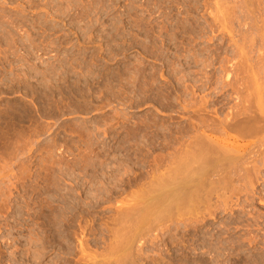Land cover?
Here are the masks:
<instances>
[{
	"label": "rangeland",
	"instance_id": "obj_1",
	"mask_svg": "<svg viewBox=\"0 0 264 264\" xmlns=\"http://www.w3.org/2000/svg\"><path fill=\"white\" fill-rule=\"evenodd\" d=\"M218 1L220 4H217ZM225 1L0 0V126L4 128L3 131L0 130L7 133L0 135V264H197V262L198 264H264V167L257 175L259 178L254 177V187L246 184L243 179L235 182L236 186L240 187L244 184L243 186L246 187L241 186L240 191H237V194L229 199L230 202L226 203L227 206L213 197L212 208L208 211L204 208V211L190 210L193 218L190 214H184L189 211H184L182 219L186 221L185 218L188 217L189 222H184L181 217L172 214L171 217L167 216L168 219L165 218L166 222L169 221L167 224L164 221L163 225H154L153 229H147L148 225H153L149 222L154 219L152 216L154 217L156 210L158 212L161 208H158V204L153 208L155 206L153 202L157 199L150 201L151 208H148L156 210L147 214L149 209L147 210L146 207L150 202L148 199L144 201L142 199L145 193L141 187L145 186V192L153 191L154 189H148V186L152 187L149 183H153V180L158 181V189H161V178L158 176L162 177L163 173H159H166L170 168L168 156L173 155L172 152H175L174 147L178 146V141L186 142L191 136L189 133L187 135V129L195 120H192L196 110L193 108L198 102L210 100L211 103L207 102L210 110L212 109L209 111L208 105L207 110L211 112L209 117L214 116L212 111H219V118L222 119L223 115L224 119L230 107L241 103L235 96L229 95V88L225 86L229 82L227 76L239 72L238 68L245 63L246 67H249L241 66L242 69L254 73L257 78L264 77L262 66L264 63L261 66L259 64L258 68L260 63L258 61L262 63V59L264 60V58L260 60L261 56H264L262 54L264 38L260 39L263 40L261 42L259 36H255L258 32H261L260 38L264 36L262 34L264 24L263 27L259 26L261 21L258 20L259 17L260 20L264 17H261L264 10H258L261 12L258 17L254 14L258 12L254 11L253 17H256V22L258 20L259 23L253 21V26L251 20L245 21L246 23L243 21L242 26L238 19L235 20L236 17L245 14V8H247L245 12L247 10L251 12L255 8L262 9L260 5L264 6V0L261 2L263 4L259 3L260 0L258 2L254 0L255 3L244 6V11L240 6L243 1ZM235 2L236 4H233ZM237 6L238 11L235 10ZM228 9L232 11L227 12ZM233 10L236 11L234 16ZM220 13L223 14L220 17L230 16L228 19L223 17L218 20ZM242 15L241 17L247 16ZM215 16H218V19ZM231 16L234 19H230ZM212 19L218 20L214 22L215 26H220L216 22L223 24V21V25L231 26L229 21L234 20L230 35L227 25L226 29L222 27L223 25L218 27L227 31L214 30L216 27L210 26ZM223 19L229 20V23ZM243 23L246 25L244 26ZM254 26L255 28L259 26L262 30L259 28L253 30ZM206 27L210 28L207 30ZM247 27L251 29L248 30ZM252 30L253 32L256 30L255 34ZM153 43H156L155 46L158 45L157 49ZM237 45L243 49L240 46L237 48ZM154 49L157 51V56L152 54ZM257 51L262 52L257 53ZM159 52H162V55ZM244 55L247 58L249 55L252 56L255 63L252 57L246 61ZM256 55L260 56H257L259 60L256 59ZM251 58L253 61L249 62ZM248 62L251 64L249 65ZM235 64L238 65L236 68L238 70L234 72ZM256 64L258 71L255 69ZM241 67V72L236 73L237 76L240 75L239 78L245 74ZM141 72H146V75ZM140 74L146 77L142 78ZM224 77L226 84L221 81ZM129 78L136 82H131ZM144 85L149 88H145ZM194 85L196 89L192 88L193 94H191L189 88ZM140 90L143 91V95ZM124 92L126 95L122 94ZM194 93H198V96ZM137 94H140L139 97ZM218 99H222L221 102ZM188 115L191 118H188ZM152 116L157 118L154 119L155 117ZM17 117L19 121L15 123ZM144 118L145 121L141 122L140 120ZM146 119L151 123L155 122L156 126L151 123L146 124ZM150 124L154 125L150 127L153 130L149 128ZM182 128L185 129L184 132ZM169 130L174 131L175 136L172 131L169 133ZM135 131H140L139 135ZM221 132L223 135L222 130L217 133L221 134ZM9 133L16 136L7 139ZM4 135H7L6 138ZM179 136L181 139H178ZM211 136L221 137L213 133ZM127 137L130 138L129 141ZM12 146L17 148L14 149ZM255 150L261 151L263 157L257 155L259 153L256 156L260 157L257 161L262 162L264 148L258 146ZM163 156L165 157L162 160ZM158 158L161 161L157 160ZM166 159L168 162L165 161ZM250 161L251 159L248 160ZM156 168L159 173L156 172ZM154 169L156 174L153 172ZM152 173L155 174V177L152 175L154 178L151 176ZM150 180L152 181L149 182ZM242 180L245 183H242ZM154 185L155 187L152 188H156V183ZM158 189H155V194L159 193L160 189ZM139 190L142 197L138 196V201L141 200L139 203L142 205L138 204L140 207L138 210H142L143 216H140L142 214L137 208L134 214L137 213L136 218L140 216L137 222L142 223L143 220V225L129 221L130 217L135 219L133 212L129 211L130 208L135 209L134 205L138 207L135 196L136 193L139 194ZM158 193L157 197H159ZM155 194L153 196H156ZM146 195L148 196L147 193L145 197ZM151 197H148L149 200ZM143 208L147 211L145 209L143 211ZM118 210L119 214L116 213ZM145 214L151 215L150 218L148 216L149 219H146ZM126 215H132L129 216V220L127 219L130 223L126 222ZM180 219L183 223L182 221L179 223ZM120 220H123V223ZM145 220L148 221V225H145ZM197 221L201 222L200 225ZM185 223L187 224L184 225ZM128 224L132 226L126 227ZM65 225L67 226L64 227ZM116 237L122 242L120 247ZM123 241L131 244L127 245L126 242L124 244ZM112 243L118 246L113 249Z\"/></svg>",
	"mask_w": 264,
	"mask_h": 264
},
{
	"label": "bare ground",
	"instance_id": "obj_2",
	"mask_svg": "<svg viewBox=\"0 0 264 264\" xmlns=\"http://www.w3.org/2000/svg\"><path fill=\"white\" fill-rule=\"evenodd\" d=\"M217 1V0H216ZM224 2H226L225 0H223ZM228 1H231V0H227V2ZM238 1H243L242 3L241 2H238ZM237 2L240 4V6L242 7V9L243 8H245V7H247L249 4H251V3H255V2H258V0L256 1L255 0V2H254V0H247V1H245L244 2V0H238ZM234 2V1H233ZM262 2V0H260L259 1V3L260 4H263V3H261ZM207 3V2H206ZM217 4H220L219 3V1L217 2ZM233 4H236V2L235 3H233ZM239 4H237V5H239ZM206 5V4H205ZM214 6H215V4H214ZM213 6V7H214ZM218 6V5H217ZM228 6V5H227ZM239 6V10L241 11V7ZM245 6V7H244ZM261 7H263L262 9H257V8H255L254 10H250L251 12H249L248 10H247V12H245L246 11V9L247 8H245V11H244V9H243V11H244V13L245 14H243V15H247V16H243L241 13V15L243 16V17H241V15L239 16V17H236V19L235 20H237L238 22H239V24H241V26H242V22L244 21V23H246L245 21H247V20H251L252 21V23H253V21H255V23L256 24H258L259 23V21H261L260 23V25L259 26H261V27H263L262 25L264 24V22H262V19H264V14H260L261 15V17H263L261 20H260V17H259V21L257 20V22H256V17H258V16H260L259 15V12L261 11V10H264V6H262V5H260ZM229 7H230V5H229ZM253 7V6H252ZM216 8V7H215ZM234 8H235V6H234ZM237 9H235V10H237L238 11V6L236 7ZM221 9V8H220ZM251 9H253V8H251ZM257 9V10H256ZM218 10V9H217ZM229 10H231L232 11V9H228L227 10V12H230ZM258 10H260V11H258ZM221 11V10H220ZM254 11H256V12H258V13H254ZM206 12V11H205ZM223 12V11H222ZM225 13V14H228V13ZM234 12H236V11H234L233 10V16H234ZM247 13V14H246ZM256 15V17H253V15L254 14ZM261 13V12H260ZM219 14V13H218ZM217 14V15H218ZM229 14H232V13H229ZM258 14V15H257ZM216 15V14H215ZM221 15H223L222 13H220V15H219V19L218 20H220V18L222 19L223 17L224 18H226L227 17V19L229 18V16L228 15H224L223 17H220ZM235 16H236V14H235ZM252 16V17H251ZM202 17V16H201ZM214 17V18H215ZM213 18V19H214ZM234 19V17H230V19ZM210 19V18H209ZM212 19V20H213ZM227 19H223V20H226L227 21ZM193 20V19H192ZM210 21V22H212V23H210V24H208V26L210 25V26H214V27H216V28H214V30L215 29H218V27H220V26H222L223 24H224V21H223V24L221 23V22H216L217 24H220V26H215L216 24H214V22L215 21H218V20H213V21ZM222 21V20H221ZM226 21H225V23H226ZM229 21V20H228ZM227 21V23H229V22H231V26L229 25V24H225V25H223L222 27H224L225 29L227 28V30L229 29V35H230V31L232 32V23H233V21H229L228 22ZM264 21V20H263ZM192 22V21H191ZM206 22V21H205ZM208 23V22H207ZM243 23V24H244ZM248 23H251V22H249L248 21ZM251 23V24H252ZM183 24H184V22H183ZM238 24V23H237ZM238 24V25H239ZM255 24V25H256ZM227 25V27H225ZM246 24H244V26H245ZM248 25H250V24H248ZM247 25V26H248ZM254 25V23L252 24V26ZM207 26V27H208ZM240 26V25H239ZM259 26H256L257 28H255V26L254 27H252L253 28V30L254 29H256V30H258V28H259ZM206 27V28H207ZM261 27L259 28V30H262L261 29ZM203 28H204V25H203ZM210 28V27H209ZM209 28H207V30L209 29ZM212 29H213V27H211ZM248 28V27H247ZM221 31L223 30H225V29H221V28H219ZM218 29V30H219ZM231 29V30H230ZM251 29V27L250 28H248V30H250ZM176 30H178V29H176ZM195 30V29H194ZM227 30H225V31H227ZM253 30H252V32H253ZM256 30L254 31V32H256ZM179 31V30H178ZM196 31V30H195ZM220 31V32H221ZM184 32V31H183ZM205 32H206V30H205ZM253 32V33H254ZM258 32V31H257ZM197 33V32H196ZM244 33V32H243ZM260 33V34H259ZM119 34H120V32H119ZM167 34V33H166ZM222 34V33H221ZM239 34V33H238ZM255 34V33H254ZM259 34V35H258ZM258 34L256 33L255 34V36L257 35V36H259V40L260 39H262V38H264V36L262 35V37L260 38V35H261V32H258ZM262 34H264V33H262ZM222 35H224V34H222ZM236 35V34H235ZM246 35V34H245ZM225 36H226V34H225ZM241 36V35H240ZM242 37H244V35L242 36ZM123 38V37H122ZM136 38V37H135ZM164 38V37H163ZM222 38H224V37H222ZM245 38H246V36H245ZM248 38V37H247ZM254 38V37H253ZM256 38V37H255ZM176 39V38H175ZM158 40V39H157ZM157 40L155 41V42H157ZM247 40V39H246ZM151 41V40H150ZM152 41H153V39H152ZM182 41V40H181ZM245 41V40H244ZM248 41H249V39H248ZM256 41H258V40H256ZM261 42L263 41V40H260ZM149 42V41H148ZM152 43V42H151ZM159 43V42H158ZM181 43V42H180ZM154 44H156V43H153V45ZM237 44V43H236ZM235 44V45H236ZM246 44V43H245ZM264 44V41L262 42V45ZM146 45V44H145ZM151 45V44H150ZM163 45V44H162ZM162 45H161V47H162ZM155 46V45H154ZM158 46V45H157ZM157 46H155V48L157 47ZM238 46H240V45H237V48H239ZM147 47V46H146ZM145 47V48H146ZM152 47V46H151ZM241 47V46H240ZM262 47H264V45L262 46ZM154 48V47H153ZM152 48V49H153ZM165 48V47H164ZM183 48V47H182ZM208 48V47H207ZM242 48V47H241ZM245 48H246V46H245ZM149 49V48H148ZM157 49V48H156ZM156 49H154V52L152 53V54H156V56H157V51H155ZM204 49V48H203ZM243 49V48H242ZM262 49V48H261ZM158 50H160L159 48H158ZM201 51H202V49H200ZM205 50V49H204ZM208 50H209V48H208ZM259 50V49H258ZM142 51H144V50H142ZM161 51V50H160ZM164 51H166V49L164 50ZM207 51V50H206ZM263 51V50H262ZM261 51V52H262ZM149 52V51H148ZM226 52V51H225ZM260 51H257V53H259ZM260 52V53H261ZM160 53V52H159ZM162 53V52H161ZM160 53V54H161ZM198 53V52H197ZM118 54V53H117ZM169 54V53H168ZM201 54H202V52H201ZM263 55H264V52L262 53ZM78 55V54H77ZM162 55V54H161ZM196 55V54H195ZM234 55V54H233ZM235 55H236V53H235ZM235 55L233 56V57H235ZM242 55V53H240V56ZM245 55H247V54H245ZM245 55H244V57H245ZM251 55V54H250ZM249 55V57L248 58H250V57H252V56H250ZM260 55V54H259ZM259 55H256L255 57H256V59L258 58V57H260ZM165 56V55H164ZM237 57H239L238 55H236ZM248 56V55H247ZM258 56V57H257ZM158 57H159V55H158ZM236 57V58H237ZM248 58L247 57H245L244 59L247 61L248 60ZM253 58V57H252ZM252 58L251 59H249L250 61L249 62H251V60H252ZM262 58H264V56L262 57L261 56V58H260V60L262 59ZM196 59V61L198 60V57L197 58H195ZM194 59V60H195ZM223 59V58H222ZM227 59H229V58H227ZM254 59V58H253ZM207 60V59H206ZM223 60H225V58L223 59ZM223 60H222V63H223ZM234 60H236L235 58H234ZM233 60V61H234ZM237 60H238V58H237ZM257 60H259V58L257 59ZM212 61V60H211ZM238 61H241V59L240 60H238ZM253 61V60H252ZM94 62V61H93ZM143 62V61H142ZM191 62V61H190ZM195 62V61H194ZM205 62H207V61H205ZM242 63H243V61H241ZM248 62V63H249ZM258 62H260V63H258ZM258 62H256V63H258V68H259V64H260V66H261V64H263L264 63V60L262 59V63H261V61H258ZM1 63V62H0ZM24 63V62H23ZM192 63V62H191ZM208 63V62H207ZM237 63V62H236ZM254 63H255V59H254ZM132 64V63H131ZM194 64V63H193ZM195 64H196V62H195ZM197 64H199V63H197ZM234 64V63H233ZM237 64H239V62L237 63ZM251 63H249V65H250ZM253 64V63H252ZM133 65V64H132ZM143 65V64H142ZM236 65V64H235ZM241 64H239V66H240ZM254 65V64H253ZM253 65H251V66H253ZM135 66V65H134ZM133 66V67H134ZM138 67H139V65H137ZM171 66V65H170ZM241 66H243V64L241 65ZM240 66V67H241ZM263 66V68H264V64L262 65ZM70 67V66H69ZM72 67V66H71ZM145 67V66H144ZM172 67H174V66H172ZM226 67V66H225ZM240 67L238 68V65H236L233 69V71L235 72V70H238L239 69V72H235V74H233L232 75V73L230 74V75H232L231 77H230V75H228V73H227V79L229 80V82L227 83V85H225L226 83H225V77L224 78H222V79H224V80H221V81H224V83L225 84H223V85H225L226 87H228L229 88V91L228 92H230L229 93V95L231 94V97L232 96H235V98L237 99V100H239V101H241V103L239 102L238 103V105H236V106H233V107H230L231 109H229L230 111H229V113L227 114V115H225V118L223 119V115H222V119H220L219 118V111H216V112H213L212 111V115L214 114V116L212 117H209L211 114V112H209V111H211L210 110V105H209V103H208V105H209V111L207 110V107H208V105H207V102H210V100L209 101H203V100H201V102L202 103H199L198 102V105L196 106V107H194L193 108V104H191L192 105V108L193 109H196L195 110V115H196V118H194L195 117V115H194V117H192V120H194V122H191V121H188V122H191V124H189V123H187V121H186V123L187 124H189L190 125V127H189V129H187L188 130V132L187 131H185V132H187V135H191L189 138H188V141H184V142H181V140H179L178 141V139L180 138V136L178 137V139L176 140V141H178V143L177 142H174V143H177V145L178 146H176V147H174V153L172 152V156H168V154H167V156H168V159H169V157H170V160H168L169 161V169H167V166H165L166 167V169H167V172L165 173V172H161V173H159L158 171H157V168H156V172H158L159 174H162L163 173V175H162V177H161V175H159L158 177H160L161 179V189L159 190L158 189V187H159V184H157L158 183V181H155L154 182V180H153V183L151 182L152 180H150L149 182H151V183H149V184H151L152 185V187L154 186L155 187V183H156V188H152V187H149L148 186V189L149 188H151V189H154L153 191L152 190H149V191H147V192H145L146 190V188H144V187H141V188H143V193H147L148 194V196L146 195V197H145V194H144V198H142L143 199V201H144V199H148V201L150 202H152L153 200L155 201L156 199V201L155 202H153L154 204H155V206H153V208H155L156 207V205L158 204V208H161L160 210H161V212H160V210L157 212V210L156 209H154L153 210V208H152V210H150L148 207H150L149 205H151V202H150V204H147L148 206L146 207L147 208V210H148V212L149 213H147V212H144V213H147V214H151V212L152 211H154L155 212V210H156V214H157V216H156V214H155V216L153 217L152 216V218H154V219H152L151 221H149V222H152V224L153 225H148L147 224V222H146V220H145V225L147 224L148 225V227H147V229H153L154 227V225H159L160 226V224L161 225H163V222L165 221L166 222V220H165V218L166 219H168V217L167 216H172V214L174 215V214H176V215H174V216H177V217H181V219L184 217V214L185 215H188V214H190V212L192 213V211L193 210H203L204 211V209H206L207 211L208 210H210L211 208H212V205H213V203L211 204V201H212V199H213V197H216L217 198V201L218 200H220L221 202H222V204L224 203L226 206H227V202H230V198H232V196L234 195H236L237 193V191H240V187L241 186H243V185H241L240 187L239 186H236L235 184V182H237V181H240L241 179H243V180H245V182H246V184H249L250 186L252 185L253 187H254V185H253V179H254V177H256L255 179H257V178H259V176L257 177V175L258 174H260V172H261V169H263V167H264V160L262 161V162H259V161H257L258 159H260V157L258 158L257 156H256V154L257 153H259V154H257V155H261L260 154V150L257 152L255 149L257 148L258 149V146H259V148H264V77L263 78H257L256 77V75L254 74V73H248L247 71L248 70H246L245 68H248V67H246V65H245V63H244V66L243 67H245V68H243L242 69V67H241V69L243 70V73H245L244 74V76H241L240 78H239V76L240 75H236V73H240L241 71H240ZM136 68V67H135ZM141 68V67H140ZM198 68V67H197ZM224 68V67H223ZM236 68H238V69H236ZM257 68V64H256V66H255V69ZM257 68V69H258ZM261 69H263L262 67H260ZM131 69H132V67H131ZM138 69V68H137ZM142 69H144V68H142ZM146 69V68H145ZM149 69V68H148ZM229 69V68H228ZM232 69V68H231ZM256 69V70H257ZM53 70V69H52ZM104 70V69H103ZM138 70H140V71H142L141 69H138ZM153 70V69H152ZM155 70H157V69H155ZM223 70H225V69H223ZM222 70V71H223ZM246 70V71H245ZM252 70H254V69H252ZM126 71H130V70H126ZM132 71V70H131ZM134 71V70H133ZM132 71V72H133ZM137 71V70H136ZM145 71V70H144ZM147 71V70H146ZM229 71H231V70H229ZM233 71H231V72H233ZM258 71V70H257ZM82 72V71H81ZM139 72V71H138ZM137 72V73H138ZM152 72V71H151ZM155 72H157V71H155ZM183 72V71H182ZM227 72V71H226ZM225 71H224V73H226ZM255 72V71H254ZM79 73V72H78ZM83 73V72H82ZM94 73V72H93ZM129 73V72H128ZM142 73V72H141ZM146 73V72H145ZM145 73H142V74H144V75H146ZM170 73V72H169ZM172 73V72H171ZM223 73V72H222ZM257 73V72H256ZM23 74V73H22ZM96 74V73H95ZM139 74V73H138ZM148 74V73H147ZM213 74V73H212ZM258 74H260V73H258ZM264 74V73H263ZM263 74H261V75H263ZM133 75V74H132ZM149 75V74H148ZM147 75V77H149ZM152 76H154V74L152 75ZM222 76V75H221ZM225 76V75H224ZM260 76V75H259ZM83 77V76H82ZM140 77H142V75L140 74ZM144 77H146V76H143L142 78H144ZM89 78V77H88ZM131 78V77H130ZM129 78V79H130ZM134 78V77H133ZM156 78V77H155ZM154 78V79H155ZM209 78V77H208ZM207 78V79H208ZM214 78V77H213ZM132 79V78H131ZM130 79V80H131ZM151 79H152V77H151ZM215 79V78H214ZM60 80V79H59ZM81 80V79H80ZM211 80V79H210ZM56 81V80H55ZM65 81V80H64ZM170 82H171V80H169ZM178 81V80H177ZM205 81H206V79H205ZM131 82H136V81H132L131 80ZM152 82H154V81H152ZM156 82V81H155ZM158 82V81H157ZM211 82V81H210ZM212 82H213V80H212ZM12 83V82H11ZM61 83V82H60ZM160 83V82H159ZM173 83V82H172ZM172 83H169V84H171L172 85ZM174 83H175V81H174ZM204 83V82H203ZM203 83H201V84H203ZM218 83V82H217ZM30 84V83H29ZM104 84V83H103ZM169 84H166V85H169ZM204 84H206V83H204ZM203 84V85H204ZM16 85V84H15ZM32 85V84H31ZM57 85V84H56ZM67 85V84H66ZM132 85V84H131ZM134 85V84H133ZM141 85V84H140ZM165 85V84H164ZM199 85V84H198ZM197 85V86H198ZM203 85H201V86H203ZM209 85H210V83H209ZM223 85H221V86H223ZM68 86V85H67ZM77 86V85H76ZM89 86V85H88ZM92 86V85H91ZM136 86V85H135ZM146 85H144V87H145ZM173 86V85H172ZM200 86V85H199ZM35 87V86H34ZM75 87V86H74ZM132 87V86H131ZM139 87H142V88H144L143 86H139ZM163 87V86H162ZM165 87V86H164ZM173 87H175V86H173ZM206 87V86H205ZM211 87V86H210ZM209 87V88H210ZM39 88V87H38ZM145 88H149V87H145ZM195 88V85L193 86V87H191V88H189V91H191V94H193V92H192V90ZM204 88V87H203ZM209 88H208V90H209ZM12 89V88H11ZM133 89V88H132ZM137 89H139V88H137ZM169 89V88H168ZM191 89V90H190ZM196 89V88H195ZM202 89V88H201ZM200 89V90H201ZM206 89V88H205ZM77 90V89H76ZM111 90H113L112 89V87H111ZM136 90V89H135ZM134 90V91H135ZM141 90H146V89H141ZM140 90V92H142V95H143V91H141ZM149 90V89H148ZM150 90H152V88H150ZM153 90H155V88H153ZM165 90H166V88H165ZM175 90H176V88H175ZM198 90V89H197ZM226 90H228L227 88H226ZM225 90V91H226ZM29 91V90H28ZM64 91V90H63ZM72 91V90H71ZM130 91H131V89H130ZM133 91V92H134ZM138 91V90H137ZM170 91H172L171 89H170ZM174 91V90H173ZM188 90H186V92H187ZM195 91V90H194ZM224 91V92H225ZM113 92V91H112ZM146 92V91H145ZM150 92V91H149ZM185 92V93H186ZM198 92H199V90H198ZM221 92H223L222 91V89H221ZM30 93V92H29ZM115 93V92H114ZM113 93V94H114ZM136 93V92H135ZM138 93V92H137ZM154 93V92H153ZM167 93V92H166ZM171 93V92H170ZM173 93V92H172ZM208 93V92H207ZM245 93H246V95H245ZM54 94V93H53ZM65 94V93H64ZM71 94V93H70ZM78 94V93H77ZM91 94V93H90ZM115 94H118V93H115ZM122 94H125L126 95V92H124V93H122ZM134 94V93H133ZM144 94H146V93H144ZM159 94V93H158ZM157 94V95H158ZM188 94V93H187ZM191 94H190V97H191ZM194 94H197V96H198V93H194ZM226 94V93H225ZM74 95V94H73ZM130 95V94H129ZM138 95V94H137ZM140 95V94H139ZM139 95H138V97H139ZM163 95V94H162ZM167 95V94H166ZM169 95V94H168ZM186 95V94H185ZM201 95V94H200ZM218 95H221V94H218ZM227 95V94H226ZM51 96V95H50ZM70 96V95H69ZM82 96V95H81ZM91 96V95H90ZM117 96V95H116ZM118 96H120V95H118ZM147 96V95H146ZM145 96V97H146ZM151 97H153V95H150ZM156 96V95H155ZM159 96V95H158ZM174 96V95H173ZM115 97V96H114ZM124 97V96H123ZM132 97V96H131ZM161 97V96H160ZM162 97H164V96H162ZM179 97V96H178ZM201 97V96H200ZM218 97V96H217ZM75 98V97H74ZM117 98V97H116ZM133 98V97H132ZM147 98V97H146ZM156 98V97H155ZM157 98H159V97H157ZM171 98V97H170ZM176 98H177V96H176ZM193 98H194V96H193ZM201 98H203V97H201ZM200 98V99H201ZM210 98V97H209ZM208 98V99H209ZM220 98V97H219ZM51 99V98H50ZM64 99H65V97H64ZM119 99V98H118ZM120 99H121V97H120ZM124 99V98H123ZM134 99V98H133ZM140 99V98H139ZM141 99H143V98H141ZM151 99V98H150ZM164 99V98H163ZM168 99H169V97H168ZM225 99H227V98H225ZM67 100V99H66ZM117 100V99H116ZM132 100V99H131ZM144 100V99H143ZM142 100V101H143ZM152 100V99H151ZM157 100V99H156ZM161 100H162V98H161ZM165 101H166V99H164ZM191 100V99H190ZM219 100V99H218ZM222 100V99H221ZM221 100H219L220 102H221ZM231 100V99H230ZM69 101V100H68ZM72 101V100H71ZM124 101V100H123ZM126 101V100H125ZM150 101V100H149ZM153 101H155L154 100V98H153ZM171 102H172V100H170ZM177 101H179V100H177ZM185 101L187 102V100L185 99ZM192 101V100H191ZM198 101H200V100H198ZM211 101L213 102V100L211 99ZM80 102V101H79ZM119 102H120V100H119ZM134 102V101H133ZM139 102H140V100H139ZM147 102V101H146ZM151 102V101H150ZM158 102V101H157ZM181 102V101H180ZM193 103H194V101H192ZM57 103V102H56ZM68 103V102H67ZM122 103V102H121ZM156 103V102H155ZM162 103V102H161ZM161 103H160V106H161ZM179 103V102H178ZM182 103H184V102H182ZM211 103V102H210ZM163 104V103H162ZM167 104V103H166ZM181 104V103H180ZM214 104V103H213ZM241 106H240V105ZM53 105V104H52ZM58 105V104H57ZM60 105V104H59ZM58 105V106H59ZM63 105V104H62ZM81 105V104H80ZM107 105V104H106ZM182 105V104H181ZM185 105V104H184ZM216 105V104H215ZM224 105H227V104H224ZM223 105V106H224ZM88 106V105H87ZM133 106V105H132ZM166 106V105H165ZM214 106V105H213ZM217 106V105H216ZM49 107H51V106H49ZM84 107V106H83ZM89 107V106H88ZM99 107V106H98ZM173 107H175V106H173ZM183 107V106H182ZM229 107V106H228ZM54 108V107H53ZM112 108V107H111ZM185 108V107H184ZM183 108V109H184ZM215 108V107H214ZM26 109V108H25ZM68 109V108H67ZM95 109V108H94ZM174 109V108H173ZM222 109V108H221ZM220 109V110H221ZM226 109V108H225ZM58 110V109H57ZM64 110V109H63ZM175 110V109H174ZM224 110V109H223ZM31 111V110H30ZM47 111V110H46ZM54 111V110H53ZM70 111V110H69ZM182 111V110H181ZM225 111V110H224ZM6 112V111H5ZM174 112V111H173ZM177 112V111H176ZM184 112V111H183ZM59 113V112H58ZM187 113V112H186ZM186 113H184V114H186ZM221 113V112H220ZM12 114H14V113H12ZM17 114V113H16ZM33 114V113H32ZM50 114V113H49ZM56 114V113H55ZM60 114V113H59ZM68 114V113H67ZM183 114V113H182ZM190 114V113H189ZM192 114H194V113H192ZM224 114V113H223ZM6 115H7V113H6ZM9 115V114H8ZM11 115V114H10ZM28 115V114H27ZM155 115H157V114H155ZM61 116V115H60ZM121 116V115H120ZM13 117V116H12ZM19 117V116H18ZM18 117H17V119L15 120V123H16V121L18 120ZM31 117V116H30ZM50 117V116H49ZM58 117V116H57ZM155 117V116H154ZM153 116H152V118H154ZM15 118V117H14ZM151 118V117H150ZM157 117H155L154 119H156ZM188 118H191V116L190 115H188ZM9 119H11L12 120V118H9ZM169 119H170V117H169ZM33 120V119H32ZM147 120V119H146ZM171 120H174V119H171ZM170 120V121H171ZM19 121V120H18ZM17 121V122H18ZM137 121H138V119H137ZM141 122H143V121H145V118H144V120H140ZM150 120L148 119L147 120V123L146 122H144V123H146V124H149V123H151V122H149ZM152 121V120H151ZM157 121V120H156ZM161 121V120H160ZM169 121V122H170ZM11 122V121H10ZM23 122H25V121H23ZM29 122V121H28ZM139 122V121H138ZM168 122V121H167ZM15 123H13V124H15ZM22 123V122H21ZM27 123V122H26ZM158 123V122H157ZM161 123V122H160ZM170 123H173V122H170ZM139 124V123H138ZM151 124H155V122H152ZM149 125V128L151 127V126H154V125ZM166 124H169V123H166ZM165 124V125H166ZM186 124V125H187ZM1 125V124H0ZM134 125H136V124H134ZM140 125H142V124H140ZM139 125V126H140ZM163 125V124H162ZM173 125H175V124H173ZM185 125V124H184ZM10 126V125H9ZM111 126V125H110ZM145 126V125H144ZM155 126H156V124H155ZM158 126V125H157ZM183 126V125H182ZM188 126V125H187ZM13 127V126H12ZM164 127V126H163ZM165 127H167V126H165ZM173 127V126H172ZM176 127V126H175ZM25 128V127H24ZM35 128V127H34ZM70 128V127H69ZM68 128V129H69ZM74 128V127H73ZM72 128V129H73ZM97 128V127H96ZM108 128V127H107ZM116 128H117V126H116ZM136 128V127H135ZM146 128V127H145ZM144 128V129H145ZM154 128H156V127H154ZM185 128V127H184ZM0 129L3 131L4 130V128H1V126H0ZM36 129V128H35ZM103 129V128H102ZM131 129V128H130ZM141 129V128H140ZM143 129V128H142ZM141 129V130H142ZM148 129V128H147ZM151 129V128H150ZM157 129V128H156ZM168 129H169V127H168ZM172 129V128H171ZM183 129V128H182ZM1 130H0V135L3 133V132H1ZM70 130V129H69ZM79 130V129H78ZM112 130V129H111ZM134 129H132V131H133ZM138 130V129H137ZM149 130V129H148ZM148 130H146V131H148ZM151 130H153V129H151ZM184 130L185 129H183V132H184ZM223 131V135H222V132H221V134H219V133H217L218 131ZM12 131H14V130H12ZM11 131V132H12ZM96 131V130H95ZM155 131V130H154ZM156 131H158V129L156 130ZM170 131H172V130H169V133H170ZM174 131L176 132H178V130H175L174 129ZM174 131H172L173 132V135H174ZM8 132V131H7ZM10 132V133H11ZM15 132V131H14ZM135 132H137V131H135ZM142 132V131H141ZM150 132V131H149ZM159 132V131H158ZM157 132V133H158ZM10 133H9V135H10ZM21 133V132H20ZM97 133V132H96ZM138 133H140V131H138L136 134H138ZM155 133V132H154ZM164 133V132H163ZM162 133V134H163ZM180 133H182V132H180ZM189 133V134H188ZM208 133H210V135L208 134ZM211 133H213L214 135H216V136H218V135H222L221 137H218V138H216V137H213V136H211ZM218 135H217V134ZM3 134H7V133H3ZM2 134V135H3ZM14 134V133H13ZM17 134V133H16ZM26 134H27V132H26ZM142 134V133H141ZM145 134V133H144ZM149 134H151V133H149ZM156 134V133H155ZM162 134H160L161 136H163ZM184 134V133H183ZM183 134H182V136H183ZM193 134V135H192ZM1 135V136H2ZM23 135H25V134H23ZM130 135V134H129ZM128 135V136H129ZM132 135V134H131ZM130 135V136H131ZM134 135V134H133ZM139 135V134H138ZM159 135V134H158ZM171 135H172V133H171ZM170 135V136H171ZM177 136H178V134H176ZM186 135V136H187ZM7 136V135H6ZM6 136L4 135V137L6 138ZM12 135H10V136H7V139H8V137H11ZM16 136V135H15ZM14 135L12 136V137H15ZM143 136V135H142ZM166 136V135H165ZM167 136H169V135H167ZM175 136V135H174ZM173 136V137H174ZM106 137V136H105ZM136 137V136H135ZM153 137V136H152ZM152 137H151V139H152ZM4 138V139H5ZM134 138V137H133ZM137 138V137H136ZM136 138H135V141H136ZM143 137H141V139H142ZM154 138V137H153ZM162 138H164V137H162ZM171 138V137H170ZM177 137H175V139H176ZM6 139V140H7ZM20 139H22V137L20 138ZM96 139V138H95ZM126 139H128L127 141H129V139L130 138H126ZM145 139H147V138H145ZM181 139V138H180ZM183 139V138H182ZM186 139V138H185ZM2 140V139H1ZM148 140V139H147ZM155 140V139H154ZM153 140V141H154ZM159 140H162V139H159ZM167 139H165V141H166ZM171 140V139H170ZM17 141V140H16ZM143 141H145V140H143ZM151 141V140H150ZM173 141H174V139H173ZM183 141V140H182ZM3 142H5L4 140H3ZM89 142V141H88ZM131 142V141H130ZM147 142V141H146ZM149 142V141H148ZM147 142V143H148ZM159 143H160V141H159ZM162 143V142H161ZM160 143V144H161ZM166 143H167V141H166ZM165 143V144H166ZM17 144V143H16ZM55 144V143H54ZM92 144V143H91ZM136 144V143H135ZM142 144V143H141ZM157 144V143H156ZM163 144V143H162ZM169 144H172V143H169ZM93 145V144H92ZM124 145V144H123ZM137 145V144H136ZM143 145V144H142ZM145 145V144H144ZM155 145V144H154ZM5 146V145H4ZM16 146V145H15ZM19 146H21V145H19ZM23 146V145H22ZM24 146H25V144H24ZM150 146V145H149ZM148 146V147H149ZM153 146V145H152ZM168 146V145H167ZM9 147H11V146H9ZM13 147V146H12ZM108 147V146H107ZM139 147V146H138ZM159 147H161V146H159ZM162 147H163V145H162ZM14 148V147H13ZM12 148V149H13ZM17 148V147H16ZM16 148H14V149H16ZM18 148H20V147H18ZM147 148V147H146ZM167 148V147H166ZM165 148V149H166ZM11 149V150H12ZM54 149V148H53ZM91 149V148H90ZM114 149V148H113ZM150 149H151V147H150ZM156 149V148H155ZM165 149H162V151L163 150H165ZM168 149V148H167ZM170 149H173V148H170ZM169 149V150H170ZM5 150V149H4ZM20 150V149H19ZM107 150V149H106ZM154 150V149H153ZM15 152V151H14ZM17 152V151H16ZM87 152V151H86ZM263 152V151H262ZM107 153V152H106ZM137 153V152H136ZM89 154H91V153H89ZM244 154H246V156L244 155ZM263 154H264V152H263ZM253 155V157H251ZM88 156V155H87ZM92 157V156H91ZM157 157V156H156ZM165 156H163V157H161V159L162 158H164ZM257 157V158H256ZM263 157V155H261V158ZM90 158V157H89ZM153 158V157H152ZM83 159V158H82ZM249 159H251V161L250 162H248V160ZM102 160H103V158H102ZM157 160H160V158H158ZM163 160V159H162ZM91 161H92V159H91ZM161 161V160H160ZM165 161H167V159L165 160ZM167 161V162H168ZM85 162V161H84ZM164 162V161H163ZM92 163V162H91ZM105 163V162H104ZM150 164V163H149ZM160 164H161V162H160ZM245 164H247V165H250L249 167H247V165H245ZM100 165V164H99ZM84 166V165H83ZM130 166V165H129ZM157 166V165H156ZM158 166H160V165H158ZM161 166H163V164L161 165ZM146 167V166H145ZM247 167V168H246ZM93 168V167H92ZM144 169V168H143ZM150 169V168H149ZM160 169V168H159ZM163 169H165V168H163ZM244 171L245 172V174H244V172H242V171ZM97 171V170H96ZM162 171H164V170H162ZM149 172V171H148ZM154 173H155V169H154V171H153ZM241 172H242V174H244V176H242V174H241ZM156 174V173H155ZM155 174H151V176L153 175H155ZM184 174V175H183ZM262 174V173H261ZM182 175H183V177H182ZM106 176V175H105ZM139 176V175H138ZM152 176V177H153ZM185 176V177H184ZM93 177V176H92ZM107 177V176H106ZM142 177V176H141ZM155 177V176H154ZM153 177V178H154ZM182 177V178H181ZM212 177H215L216 179H213V180H211L210 178H212ZM145 178V177H144ZM142 179V178H141ZM91 180V179H90ZM144 180V179H143ZM156 180V179H155ZM242 180V181H243ZM104 182V181H103ZM244 181L242 182V183H245ZM134 183V182H133ZM145 183V182H144ZM148 183V182H147ZM239 183V182H238ZM124 185V184H123ZM144 185V184H143ZM142 185V186H143ZM148 185V184H147ZM147 185H146V187H147ZM239 185V184H238ZM137 186V185H136ZM244 187V186H243ZM246 187V186H245ZM244 187V188H245ZM137 189H138V187H136ZM111 189V188H110ZM140 189V188H139ZM147 189V190H148ZM155 189H158L159 190V193H158V196L159 197H157V193L155 194ZM243 189V188H242ZM73 190V189H72ZM115 192V191H114ZM109 193H110V191H109ZM130 193V192H129ZM128 193V194H129ZM134 193V192H133ZM141 193H142V189H141ZM142 193V194H143ZM239 193V192H238ZM137 195L135 196V197H137L136 199V201L138 202L137 203V206L139 207V205H142L141 203H139L140 201H138L139 199H138V196H140L141 194H140V190H139V194L138 193H136ZM153 194H155L156 196H153ZM133 195H135V193L133 194ZM107 196V195H106ZM116 196V195H115ZM152 196V197H151ZM117 197H118V195H117ZM140 197H142V195L140 196ZM151 197V200H149V198ZM109 198V197H108ZM131 198L132 199H134L132 196H131ZM216 198H214V199H216ZM96 199V198H95ZM141 199V198H140ZM73 201L75 202L76 200L73 198ZM115 201V200H114ZM147 201V200H146ZM147 201V202H148ZM220 201H218V202H220ZM158 202V203H157ZM214 202V201H213ZM144 203V202H143ZM214 203H216V202H214ZM80 204V203H79ZM78 204V205H79ZM83 204V203H82ZM100 204V203H99ZM136 204V203H135ZM139 204V205H138ZM153 204V205H154ZM223 204V205H224ZM231 204V203H230ZM71 205V204H70ZM229 205V204H228ZM86 206V205H85ZM96 206V205H95ZM135 206V209L133 208H130V206L128 207V209L130 208V211L129 212H133L132 213V215L134 214V212L136 211V208H137V211H139L138 209H140V207L138 208V207H136V205H134ZM133 206V207H134ZM144 206V205H143ZM146 206V205H145ZM127 208V207H126ZM151 208V207H150ZM204 208V209H203ZM82 209V208H81ZM141 209H142V207H141ZM144 209L145 208H143V211H144ZM225 209V208H224ZM50 210V209H49ZM63 210V209H62ZM122 210V209H121ZM146 210V209H145ZM146 210V211H147ZM189 211L188 213H184L183 214V212L184 211ZM190 210H192V211H190ZM64 211V210H63ZM66 211V210H65ZM83 211H84V208H83ZM119 211V210H118ZM116 212L117 214H119L120 213V211L119 212ZM136 211V212H137ZM142 211V210H141ZM141 211H139L142 215H140V216H143V213L141 212ZM203 211H201V212H203ZM50 212V211H49ZM54 212V211H53ZM62 212V211H61ZM80 212V211H79ZM121 212H123V211H121ZM127 212H128V210H127ZM126 212V213H127ZM213 212V211H212ZM56 213V212H55ZM130 213V214H131ZM139 213V214H140ZM152 213V215H154ZM209 213V212H208ZM50 214H54V213H50ZM122 214V213H121ZM129 214V213H128ZM147 214H145V217H146V219L148 218V216L149 215H147ZM195 214V213H194ZM202 214V213H201ZM200 214V215H201ZM68 215V214H67ZM80 215V214H79ZM83 215V214H82ZM132 215H129V216H132ZM135 215V219H134V217H133V219H132V217H130L131 218V220H129L130 218H129V216H125L126 217V222L129 220L130 222H133V223H135V222H137V219H138V221H139V218H140V216L138 217V218H136V216H137V213H135L134 214ZM133 215V216H134ZM191 216L193 215V214H190ZM189 215V216H190ZM195 215H197V212H196V214ZM56 216V215H55ZM59 217H61V215H58ZM57 216V217H58ZM63 216V215H62ZM88 216H89V214H88ZM121 216H124V215H121ZM151 216V215H150ZM150 216H149V218H150ZM166 216V217H165ZM190 216V217H191ZM199 216V215H198ZM53 217V216H52ZM66 217V216H65ZM71 217V216H70ZM77 217V216H76ZM116 217V216H115ZM186 217V216H185ZM196 217V216H195ZM194 217V218H195ZM49 218H50V216H49ZM129 218V219H128ZM141 218H143V219H145L144 217H141ZM148 218V219H149ZM192 218H193V216H192ZM191 218V219H192ZM197 219H198V217H196ZM52 219V218H51ZM114 219V218H113ZM115 219H117V218H115ZM122 219V218H121ZM125 219V218H124ZM123 219V220H124ZM128 219V220H127ZM180 219V221H179V223L183 220L184 221V219H182L181 220ZM185 219H187L188 220V217H186ZM190 219V221H191V223H192V220ZM196 219V220H197ZM123 220H120L121 221V223H125L124 225H126L127 223L125 222V220L123 221ZM136 220V221H135ZM170 220V219H169ZM177 220H179V219H177ZM177 220H176V222H177ZM184 221V222H189V220L188 221ZM193 220H195V219H193ZM58 221H60V220H58ZM123 221V222H122ZM128 221V222H129ZM170 221H175V219L174 220H170ZM183 221H182V223H183ZM202 221H203V219H202ZM62 222H63V220H62ZM69 222V221H68ZM129 222V223H130ZM169 222V221H168ZM168 222H166V224L168 223ZM176 222H174L175 223V225H176ZM196 222V221H195ZM199 222L200 221H197V224H199ZM75 223V222H74ZM116 223V222H115ZM132 223V224H133ZM138 224H140L141 223V221H140V223L139 222H137ZM178 223V222H177ZM191 223H190V225H191ZM201 223V222H200ZM61 225H63L62 223H60ZM71 224V223H70ZM132 224L130 225V224H128L126 227H129V226H132ZM136 224V223H135ZM134 224V225H135ZM142 225H143V220H142V223H141ZM150 224V223H149ZM187 223H185L184 225H186ZM203 224H205V223H203ZM207 224V223H206ZM56 225V224H55ZM72 225V224H71ZM183 225V224H182ZM183 225V226H184ZM192 225H193V223H192ZM195 225V224H194ZM200 225V224H199ZM59 226V225H58ZM67 225H65L64 227H66ZM139 226V225H138ZM137 226V227H138ZM141 226V225H140ZM149 226H152V227H149ZM156 226V227H157ZM198 226V225H197ZM205 226V225H204ZM207 226V225H206ZM71 227V226H70ZM88 227V226H87ZM134 227V226H133ZM135 227H136V225H135ZM185 227V226H184ZM190 227H192V226H190ZM131 228V227H130ZM193 228V227H192ZM200 228H202V227H200ZM199 228V229H200ZM204 228V227H203ZM66 229V228H65ZM70 229H72V228H70ZM123 229V228H122ZM139 229V228H138ZM156 229V228H155ZM132 230V229H131ZM161 230V229H160ZM69 231V230H68ZM154 231V230H153ZM194 231H196V230H194ZM203 231V230H202ZM66 231H64V233H65ZM163 232V231H162ZM197 232V231H196ZM204 232V231H203ZM123 233V232H122ZM128 233V232H127ZM150 233H151V231H150ZM206 233H208V232H206ZM206 233H205V237H206ZM57 234V233H56ZM116 234V233H115ZM139 235H140V233H138ZM153 234V233H152ZM156 234V233H155ZM195 234V233H194ZM199 234V233H198ZM209 234V233H208ZM61 236H62V234H60ZM66 235H67V233H66ZM136 235H137V233H136ZM154 235V234H153ZM210 235V234H209ZM68 236V235H67ZM113 236H116V235H113ZM117 236H119V235H117ZM128 236V235H127ZM126 236V237H127ZM112 237V236H111ZM122 237V236H121ZM134 237H137V236H134ZM61 238H63V237H61ZM65 238V237H64ZM114 238V237H113ZM142 238V237H141ZM203 238V237H202ZM201 238V239H202ZM116 239H117V237H116ZM119 239H120V237H119ZM122 239V238H121ZM134 239V238H133ZM158 239V238H157ZM55 240H57V239H55ZM115 240V239H114ZM113 240V241H114ZM123 240V239H122ZM130 240V239H129ZM151 240V239H150ZM156 240V239H155ZM208 240H210V239H208ZM63 241H66V240H63ZM119 240L117 239V243L119 244V247L121 246L120 245V243H122L121 241H119ZM131 241V240H130ZM134 241V240H133ZM152 241H154V240H152ZM60 242V241H59ZM124 242V241H123ZM126 242V241H125ZM125 242H124V244H125ZM61 243V242H60ZM128 242H126V244H127ZM130 244H131V242H129ZM129 243L127 244V245H129ZM137 243V242H136ZM113 244V243H112ZM118 244H113V245H111L112 246V248L113 249H115L114 247H116V246H118ZM124 244H122V245H124ZM219 244V243H218ZM217 244V245H218ZM126 245V246H127ZM66 246V245H65ZM111 246H110V248H111ZM131 246V245H130ZM132 246H134V245H132ZM123 247H125V245L123 246ZM212 248V247H211ZM108 249V248H107ZM118 250H119V248H117ZM116 249V250H117ZM132 249V248H131ZM110 250V249H109ZM129 252V251H128ZM138 253L139 252H137L136 254L138 255ZM144 253V252H143ZM127 255V254H126ZM159 255V254H158ZM204 256V255H203ZM206 256V255H205ZM215 256V255H214ZM120 258V257H119ZM124 258V257H123ZM151 258V257H150ZM122 259V258H121ZM120 259V260H121ZM125 259V258H124ZM123 259V260H124ZM209 259V258H208ZM110 261V260H109ZM206 261V260H205ZM208 261V260H207ZM126 262V261H125ZM129 262V261H128ZM192 262V261H191ZM203 262V261H202ZM109 263V262H108ZM126 264V263H125ZM185 264V263H184ZM197 264H198V262H197ZM209 264V263H208ZM213 264V263H212Z\"/></svg>",
	"mask_w": 264,
	"mask_h": 264
}]
</instances>
